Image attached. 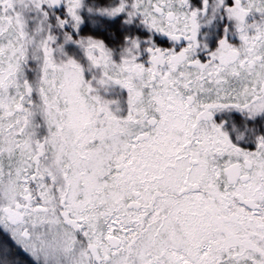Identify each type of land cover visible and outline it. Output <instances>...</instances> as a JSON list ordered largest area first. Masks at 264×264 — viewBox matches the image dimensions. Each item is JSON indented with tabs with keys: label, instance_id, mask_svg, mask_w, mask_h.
<instances>
[{
	"label": "snow or ice",
	"instance_id": "6c2138e0",
	"mask_svg": "<svg viewBox=\"0 0 264 264\" xmlns=\"http://www.w3.org/2000/svg\"><path fill=\"white\" fill-rule=\"evenodd\" d=\"M0 264H264V0H0Z\"/></svg>",
	"mask_w": 264,
	"mask_h": 264
}]
</instances>
